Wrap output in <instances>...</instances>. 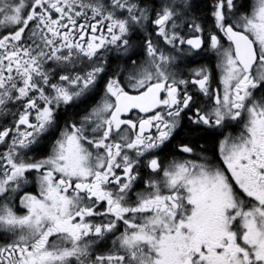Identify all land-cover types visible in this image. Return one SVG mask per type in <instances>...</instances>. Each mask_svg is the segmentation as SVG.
Here are the masks:
<instances>
[{
  "label": "snow or ice",
  "instance_id": "snow-or-ice-1",
  "mask_svg": "<svg viewBox=\"0 0 264 264\" xmlns=\"http://www.w3.org/2000/svg\"><path fill=\"white\" fill-rule=\"evenodd\" d=\"M0 148V264H264V0H0Z\"/></svg>",
  "mask_w": 264,
  "mask_h": 264
},
{
  "label": "flooded vegetation",
  "instance_id": "flooded-vegetation-1",
  "mask_svg": "<svg viewBox=\"0 0 264 264\" xmlns=\"http://www.w3.org/2000/svg\"><path fill=\"white\" fill-rule=\"evenodd\" d=\"M202 2H204V3H210V0H202ZM212 64H213V67H214V65H215V61L214 60L212 61ZM213 87H215V85H213ZM1 150H3V149H1ZM28 190H32V189L29 188Z\"/></svg>",
  "mask_w": 264,
  "mask_h": 264
},
{
  "label": "trees",
  "instance_id": "trees-1",
  "mask_svg": "<svg viewBox=\"0 0 264 264\" xmlns=\"http://www.w3.org/2000/svg\"><path fill=\"white\" fill-rule=\"evenodd\" d=\"M1 149H2V148H0V151H2Z\"/></svg>",
  "mask_w": 264,
  "mask_h": 264
}]
</instances>
